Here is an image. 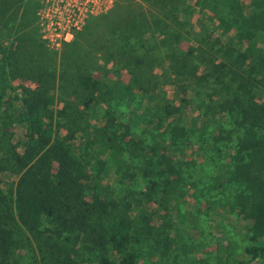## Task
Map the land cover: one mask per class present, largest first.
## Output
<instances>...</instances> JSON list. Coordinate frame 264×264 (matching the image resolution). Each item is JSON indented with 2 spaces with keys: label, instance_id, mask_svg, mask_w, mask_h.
<instances>
[{
  "label": "trees",
  "instance_id": "16d2710c",
  "mask_svg": "<svg viewBox=\"0 0 264 264\" xmlns=\"http://www.w3.org/2000/svg\"><path fill=\"white\" fill-rule=\"evenodd\" d=\"M21 1L0 0L3 91L26 63L24 51L41 46L32 36L36 22L32 7L36 3ZM140 1L159 7V12L136 11L126 4V14L119 21L112 19L110 12L101 14L102 20L92 16L72 40L63 41L58 50L59 73L53 61L50 72L30 70L38 78L41 92L28 90L23 99L30 141L23 154H15L20 171L16 199L22 207L18 217L37 241L41 264H137L136 254L126 249L120 251L119 259L103 253L113 238L108 240L97 228L110 209L105 196L94 188L106 178L107 165L114 159L117 164L143 160L144 176H164L168 183H181L187 169L198 162L189 157L179 159L176 151L190 144L191 138L199 139L213 122L220 133L214 144L235 140L233 147L242 154L232 166H223L227 178L243 186L232 199L248 224L252 242L243 251L264 261V43L250 47L255 33H264V6L246 15L241 4L231 0L230 16L218 13V26L233 29L238 36L220 39L218 27H212L214 43L209 50L197 44L209 55L205 57L201 50V59L194 62V52L181 47L184 38L179 16L186 0ZM204 1L195 0L194 4L198 7ZM18 2L23 9L18 5L5 15L6 8ZM12 31L17 37L12 38ZM157 62L166 63L165 67ZM162 73L176 81L187 79L185 75L195 77V82H207L205 86L212 91L200 95L202 86H192L193 91L178 105L172 104L159 95ZM122 104L124 110L119 107ZM189 111L196 113L194 118L188 117ZM227 115L232 126L222 127ZM198 123L199 134L195 132ZM55 194L60 196L57 202ZM3 202L0 196L1 258L14 243L9 224L13 217ZM30 212L44 215L51 229L42 228L39 218Z\"/></svg>",
  "mask_w": 264,
  "mask_h": 264
},
{
  "label": "rangeland",
  "instance_id": "374dc122",
  "mask_svg": "<svg viewBox=\"0 0 264 264\" xmlns=\"http://www.w3.org/2000/svg\"><path fill=\"white\" fill-rule=\"evenodd\" d=\"M34 1L36 4L32 7V20L36 22L33 24L32 36L39 39L41 46L37 45L34 49L24 51L22 60L26 63L21 72L9 80L10 84L6 85L4 91L1 90L0 84V196L4 200L6 210L10 211L13 217L9 224L13 228L14 240L8 249L9 254L0 257V264H41L37 241L18 217L22 207L16 199V183L20 171L15 154H23L30 141L29 121L24 113L23 99L28 90L35 94L41 92L38 78L36 79V75L30 70L50 72L53 61V65L57 63L59 73L58 50L64 46L63 41L72 40L92 16L97 17L95 20H102L101 14L110 12V17L119 21L126 14V4L136 11L158 13L160 10L159 7L142 3L140 0L135 2L141 3L142 7H137L131 0ZM230 1L205 0L198 7L194 4L195 0H186L181 4L184 9L179 16V27L182 29L180 36L184 38L181 47L194 52V62L201 59V50L204 51L205 57L209 55V51L200 49L197 44L201 43L209 50L214 43L213 37L210 36L212 27H218L216 33L220 34V39L229 37V40H235L238 36V33L234 34L233 29L226 31L224 25H221V28L218 26V13L226 18L231 14ZM237 1L246 15L256 11L259 5L264 6V0ZM21 2L25 3V0ZM20 3L6 8L5 15L18 5H21L19 10H22L23 5ZM32 10L29 11L33 12ZM192 10L195 12L191 15L189 13H192ZM154 32L159 35L157 30ZM16 33L12 31V38ZM23 33L27 34V30L24 29ZM255 43L256 47L264 43L263 32L255 33L250 47ZM165 64L157 62L161 67H165ZM197 73L200 75L202 70L199 69ZM161 76L163 83L160 85L159 95L175 105L193 91L192 86L197 89L202 86L200 95L212 91L205 86L207 82L197 83L195 77L190 78L189 75H185L187 79L178 81L170 79L168 73H162ZM57 93L56 90L55 101H58ZM119 107L125 109L123 104ZM187 115L194 118L196 113L189 111ZM133 117L137 120L136 116ZM221 126L231 127L232 119L230 120L228 115L225 116ZM197 127L195 132L199 134V123ZM136 129L142 128L137 126ZM218 130L211 122L207 129L203 130L205 133L199 137L201 140L193 137L190 144L182 145L176 151L179 159L189 157L198 162L195 167L187 169L188 175L184 176L181 183H168L164 176H144L141 172L144 161L139 159H132L131 162L123 164H117V159H114L107 165L106 178L99 180L101 182L98 188H94V191H100V195L105 196L103 198L108 203V211L110 209L108 214L100 219V226L97 228L108 240L113 238L107 243L104 254L119 259L120 251L126 249L136 254L137 264H226L236 261L264 264V261L252 259L243 251L245 245L252 243L247 231L248 224L232 205L233 196L243 186L230 181L223 166L224 163L232 166L242 154L235 151V140L214 144V137L220 136ZM211 136L213 138H210ZM211 157L214 159L211 160ZM56 170L57 164L54 163L53 171ZM125 170L128 171L124 172ZM58 194H55V202L60 199ZM30 214L39 218L42 228L51 229L44 215L33 212ZM116 244L121 246L117 247Z\"/></svg>",
  "mask_w": 264,
  "mask_h": 264
},
{
  "label": "built area",
  "instance_id": "2783aa9c",
  "mask_svg": "<svg viewBox=\"0 0 264 264\" xmlns=\"http://www.w3.org/2000/svg\"><path fill=\"white\" fill-rule=\"evenodd\" d=\"M64 36V35H63ZM65 37V36H64ZM66 39V38H65Z\"/></svg>",
  "mask_w": 264,
  "mask_h": 264
}]
</instances>
